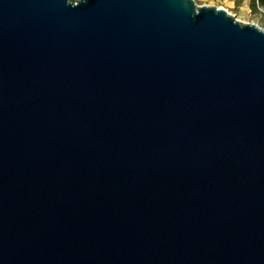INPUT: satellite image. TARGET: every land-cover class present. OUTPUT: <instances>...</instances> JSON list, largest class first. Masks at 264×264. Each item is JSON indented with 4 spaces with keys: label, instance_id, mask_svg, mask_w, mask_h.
Masks as SVG:
<instances>
[{
    "label": "water",
    "instance_id": "95a60500",
    "mask_svg": "<svg viewBox=\"0 0 264 264\" xmlns=\"http://www.w3.org/2000/svg\"><path fill=\"white\" fill-rule=\"evenodd\" d=\"M0 264H264V28L0 0Z\"/></svg>",
    "mask_w": 264,
    "mask_h": 264
},
{
    "label": "rangeland",
    "instance_id": "374dc122",
    "mask_svg": "<svg viewBox=\"0 0 264 264\" xmlns=\"http://www.w3.org/2000/svg\"><path fill=\"white\" fill-rule=\"evenodd\" d=\"M197 4L213 5L225 8L239 21L256 24L264 28V9L259 7L257 12L251 9V0H195Z\"/></svg>",
    "mask_w": 264,
    "mask_h": 264
},
{
    "label": "trees",
    "instance_id": "16d2710c",
    "mask_svg": "<svg viewBox=\"0 0 264 264\" xmlns=\"http://www.w3.org/2000/svg\"><path fill=\"white\" fill-rule=\"evenodd\" d=\"M250 5L252 11L257 12L259 10V7L264 9V0H251Z\"/></svg>",
    "mask_w": 264,
    "mask_h": 264
}]
</instances>
